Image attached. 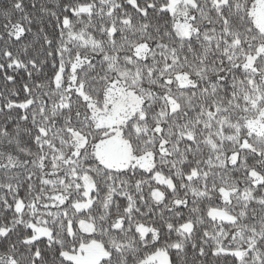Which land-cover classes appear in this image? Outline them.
Returning <instances> with one entry per match:
<instances>
[{
  "label": "snow or ice",
  "instance_id": "obj_1",
  "mask_svg": "<svg viewBox=\"0 0 264 264\" xmlns=\"http://www.w3.org/2000/svg\"><path fill=\"white\" fill-rule=\"evenodd\" d=\"M0 264H264V0H0Z\"/></svg>",
  "mask_w": 264,
  "mask_h": 264
}]
</instances>
